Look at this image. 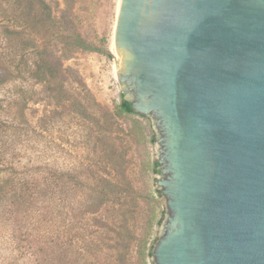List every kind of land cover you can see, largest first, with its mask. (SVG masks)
<instances>
[{
	"label": "rangeland",
	"instance_id": "obj_1",
	"mask_svg": "<svg viewBox=\"0 0 264 264\" xmlns=\"http://www.w3.org/2000/svg\"><path fill=\"white\" fill-rule=\"evenodd\" d=\"M39 1L0 0V181L33 177L45 194L33 208L43 211L28 218L0 197V264H43L34 247L44 249L62 236L97 244L105 264L117 257L135 264L134 243L151 207L153 247L168 212L151 168L153 128L145 118L115 114L127 98L113 39L119 0H44L54 20L50 27L41 23L46 16ZM76 33L94 50L72 47ZM45 59L60 72L50 84L32 76ZM49 182L55 186L46 188ZM116 192L126 199L106 202L101 195Z\"/></svg>",
	"mask_w": 264,
	"mask_h": 264
},
{
	"label": "water",
	"instance_id": "obj_2",
	"mask_svg": "<svg viewBox=\"0 0 264 264\" xmlns=\"http://www.w3.org/2000/svg\"><path fill=\"white\" fill-rule=\"evenodd\" d=\"M113 39L157 141L152 264H264V0H120Z\"/></svg>",
	"mask_w": 264,
	"mask_h": 264
},
{
	"label": "trees",
	"instance_id": "obj_3",
	"mask_svg": "<svg viewBox=\"0 0 264 264\" xmlns=\"http://www.w3.org/2000/svg\"><path fill=\"white\" fill-rule=\"evenodd\" d=\"M40 12L42 14H45V18L41 20V23L43 26H48L54 24V20L51 19V15L49 13V6L45 3L44 0H40ZM61 19V18H60ZM62 22V19H61ZM72 47L76 49H81L84 51H93V47L88 45L80 36L79 33H76L73 37V43L71 44ZM97 50V49H95ZM33 78L38 83H46L50 84L53 80H55L57 77V74L60 73L58 70H55V68H52V66L49 64L48 60H41L36 66L35 69L32 72ZM115 114L119 116V118H124L126 116H135L138 118H145L146 116L140 115L136 113L131 106V103L127 101L126 99L122 98L119 105L117 106ZM141 131L143 126L139 122L136 124ZM142 135L141 133H139ZM151 142H153V137L150 139ZM159 164L157 161H153L151 168L155 174H159L158 170ZM107 182L106 187H116L119 189V186L111 181H105ZM46 188H51L55 186L53 182L46 183ZM43 188L39 180L34 179L33 177H30L28 179L18 180L17 182H14L13 180H10V178L3 179L0 181V197L5 199L11 200V206L14 208V212L17 215L24 214L25 217L28 218L29 214L31 212L35 211H43L41 207L37 208L36 210H33L35 206L38 204H41L42 201H40V198L45 196L43 194ZM104 193V192H102ZM157 197L161 196L160 191H155ZM10 195V196H7ZM103 197H106V202L109 201H116L117 203L120 202L121 198L126 199L125 197H119V196H126V195H120V193L116 192L113 197L107 196L105 194H101ZM151 196V194H150ZM151 198H153L151 196ZM53 197L50 195V201H53ZM132 200H134L133 197H131ZM39 206V205H38ZM45 207V209H50ZM41 213V212H39ZM155 220V214L153 207L150 209V214L147 215V223L145 227V231L142 233V236L137 237L135 240L136 245V251H135V264H150L149 259L152 257V240H151V228L153 226V222ZM159 223V220L156 221V224ZM114 233H116L114 231ZM119 238V237H118ZM76 239L65 238L64 236L58 237L56 242H48L44 244V249L41 247H34V253L37 258H39L43 264H105L102 262L101 257L99 254H101V250H99V246L97 244L93 245H86L83 241L81 243H76ZM78 241V240H77ZM38 246V245H37ZM76 246V249L72 251L71 249ZM78 246V247H77ZM113 247H108V249H112ZM71 251L74 253V256H71ZM94 252L95 258L93 257V260H88V254H92ZM116 264H125L124 260L122 258L117 257V259L114 261ZM115 263H106V264H115Z\"/></svg>",
	"mask_w": 264,
	"mask_h": 264
},
{
	"label": "bare ground",
	"instance_id": "obj_4",
	"mask_svg": "<svg viewBox=\"0 0 264 264\" xmlns=\"http://www.w3.org/2000/svg\"><path fill=\"white\" fill-rule=\"evenodd\" d=\"M119 3H120V0H119ZM119 3H118V5H119ZM119 8V7H118Z\"/></svg>",
	"mask_w": 264,
	"mask_h": 264
}]
</instances>
